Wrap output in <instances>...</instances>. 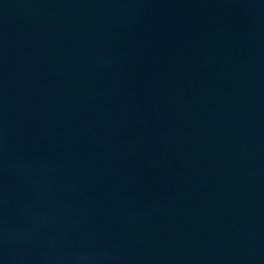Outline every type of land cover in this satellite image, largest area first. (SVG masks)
I'll return each instance as SVG.
<instances>
[{
    "label": "water",
    "instance_id": "water-1",
    "mask_svg": "<svg viewBox=\"0 0 264 264\" xmlns=\"http://www.w3.org/2000/svg\"><path fill=\"white\" fill-rule=\"evenodd\" d=\"M0 264H264V0H0Z\"/></svg>",
    "mask_w": 264,
    "mask_h": 264
}]
</instances>
